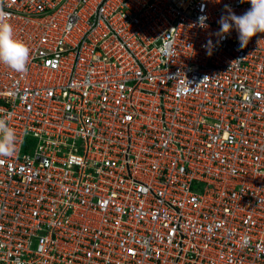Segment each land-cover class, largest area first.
<instances>
[{
  "label": "built area",
  "instance_id": "1",
  "mask_svg": "<svg viewBox=\"0 0 264 264\" xmlns=\"http://www.w3.org/2000/svg\"><path fill=\"white\" fill-rule=\"evenodd\" d=\"M225 5L3 0L0 264H264V33L218 36Z\"/></svg>",
  "mask_w": 264,
  "mask_h": 264
},
{
  "label": "clouds",
  "instance_id": "2",
  "mask_svg": "<svg viewBox=\"0 0 264 264\" xmlns=\"http://www.w3.org/2000/svg\"><path fill=\"white\" fill-rule=\"evenodd\" d=\"M241 2H249L250 9L242 15H237L229 5H225L227 14L222 15L218 21L220 28L217 35L226 38V35L235 29L238 32L239 46L244 48L254 36L264 33V0H241ZM206 19V17L200 18L201 27H206L204 23ZM205 47L208 55H211L214 47L212 40H209ZM170 48V44L165 42L161 51L163 54H168ZM29 58L30 48L24 41L15 37L10 13L4 10L3 0H0V64L8 66L14 72L26 74ZM16 144L15 129L9 125L8 118H0V157H11L16 151Z\"/></svg>",
  "mask_w": 264,
  "mask_h": 264
}]
</instances>
